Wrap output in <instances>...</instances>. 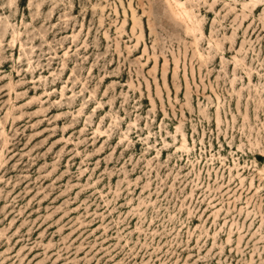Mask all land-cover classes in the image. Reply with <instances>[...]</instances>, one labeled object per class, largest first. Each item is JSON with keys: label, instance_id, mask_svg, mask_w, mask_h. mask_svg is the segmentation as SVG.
I'll return each mask as SVG.
<instances>
[{"label": "rangeland", "instance_id": "rangeland-1", "mask_svg": "<svg viewBox=\"0 0 264 264\" xmlns=\"http://www.w3.org/2000/svg\"><path fill=\"white\" fill-rule=\"evenodd\" d=\"M0 264H264V0H0Z\"/></svg>", "mask_w": 264, "mask_h": 264}, {"label": "bare ground", "instance_id": "bare-ground-1", "mask_svg": "<svg viewBox=\"0 0 264 264\" xmlns=\"http://www.w3.org/2000/svg\"><path fill=\"white\" fill-rule=\"evenodd\" d=\"M179 6H181V8L184 9V12L185 13H188L187 9L184 7V4L183 3H179ZM188 15V14H187Z\"/></svg>", "mask_w": 264, "mask_h": 264}]
</instances>
